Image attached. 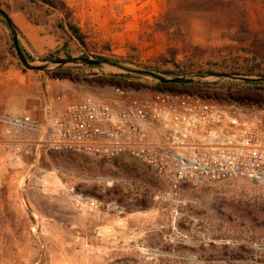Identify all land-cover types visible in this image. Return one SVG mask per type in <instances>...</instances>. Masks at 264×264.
<instances>
[{"label":"rangeland","instance_id":"374dc122","mask_svg":"<svg viewBox=\"0 0 264 264\" xmlns=\"http://www.w3.org/2000/svg\"><path fill=\"white\" fill-rule=\"evenodd\" d=\"M62 1L69 13L36 0H0L31 62L84 57L130 70L197 76L199 88H179L225 106L247 99L251 107L264 104V89L219 77L264 74V0ZM70 25L83 45L71 36ZM117 85L135 97L161 87L107 67L26 71L0 17V139L8 129L1 118L41 123L47 106H61L50 103L57 96L107 97ZM259 183L234 179L172 191L128 158L43 152L36 164L0 178V264H264V250L252 247L264 246ZM62 186L96 200L100 223L92 226L79 216Z\"/></svg>","mask_w":264,"mask_h":264},{"label":"built area","instance_id":"2783aa9c","mask_svg":"<svg viewBox=\"0 0 264 264\" xmlns=\"http://www.w3.org/2000/svg\"><path fill=\"white\" fill-rule=\"evenodd\" d=\"M50 103L61 106H47L41 123L1 118L8 129L0 139V178L53 152L128 158L172 191L234 179L264 182V104L251 107L247 99L225 106L213 96L174 89L135 97L121 86H112L107 97L57 96ZM62 190L79 216L100 223L96 200L70 186Z\"/></svg>","mask_w":264,"mask_h":264},{"label":"water","instance_id":"95a60500","mask_svg":"<svg viewBox=\"0 0 264 264\" xmlns=\"http://www.w3.org/2000/svg\"><path fill=\"white\" fill-rule=\"evenodd\" d=\"M0 17L2 18V20L4 21V23L6 24L9 30V35L15 55L21 66L26 71H30L36 74H50L67 68L107 67L110 69L120 70L123 71L124 73H128L131 75L150 78L154 80L155 83L160 85H189V84L197 83L200 79L197 76H166L147 70H130L107 60L89 59L84 57L50 60V61H45L43 63H33L26 58L25 54L22 51L18 39V32L15 25L10 20V18L5 14V12L2 11L1 9H0ZM219 77L226 79V81L231 83L264 84V75L253 76V75L224 74V75H219ZM252 183L254 185L260 184L259 181H253ZM252 247L258 250H264V246L252 245ZM156 255L161 256L164 255V253L159 252ZM167 256L177 257L173 254H167Z\"/></svg>","mask_w":264,"mask_h":264},{"label":"trees","instance_id":"16d2710c","mask_svg":"<svg viewBox=\"0 0 264 264\" xmlns=\"http://www.w3.org/2000/svg\"><path fill=\"white\" fill-rule=\"evenodd\" d=\"M37 2L51 8L52 10L55 11H65L67 13H69V9L65 6L64 2L62 0H36ZM68 16V14H67ZM17 29V28H16ZM69 30L71 31V36L81 45H83V39L81 37V35L79 34V31L74 28L73 26H69ZM18 32V30H17ZM19 34V32H18ZM23 53L25 54L26 58L30 61V57L28 56V54H26V52L22 49ZM166 76H178V75H174L173 73L170 72H164L163 73ZM247 75H251V72L246 73ZM260 75H264V74H260ZM233 86H242L248 89H254V90H262L264 89V84H260V83H256V84H232ZM118 86V85H117ZM164 87V88H162ZM187 88V89H193V88H199L198 86H196L195 84H189V85H168V86H162L159 89L162 90H185V89H180V88ZM187 91V90H185Z\"/></svg>","mask_w":264,"mask_h":264},{"label":"bare ground","instance_id":"6f19581e","mask_svg":"<svg viewBox=\"0 0 264 264\" xmlns=\"http://www.w3.org/2000/svg\"><path fill=\"white\" fill-rule=\"evenodd\" d=\"M17 122H19V123H22V120L21 119H15ZM21 135V134H20ZM23 183V181H21V184ZM22 186V185H21ZM125 244V243H124ZM123 244V246H125ZM137 247V246H136ZM144 249V248H143ZM147 253H148V255L149 256H155L157 253H159V252H157V251H148V250H145ZM144 252V251H143Z\"/></svg>","mask_w":264,"mask_h":264},{"label":"crops","instance_id":"0c3cea01","mask_svg":"<svg viewBox=\"0 0 264 264\" xmlns=\"http://www.w3.org/2000/svg\"><path fill=\"white\" fill-rule=\"evenodd\" d=\"M78 100H80V99H78ZM118 225V224H117ZM125 245V244H124ZM121 246H123V244H121ZM126 246V245H125ZM155 256H157V255H155Z\"/></svg>","mask_w":264,"mask_h":264}]
</instances>
